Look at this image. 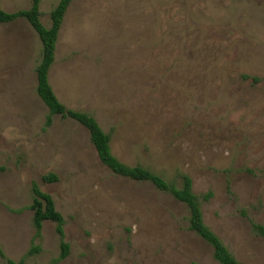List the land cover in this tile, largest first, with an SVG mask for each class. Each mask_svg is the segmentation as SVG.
Listing matches in <instances>:
<instances>
[{
  "label": "rangeland",
  "instance_id": "obj_1",
  "mask_svg": "<svg viewBox=\"0 0 264 264\" xmlns=\"http://www.w3.org/2000/svg\"><path fill=\"white\" fill-rule=\"evenodd\" d=\"M60 1L41 0L45 27ZM42 56L26 19L0 24V264H220L185 204L114 174L77 121L47 126ZM49 78L121 162L179 186L190 176L207 226L237 260L264 264V0H74ZM35 186L65 219L60 262L57 224L37 236Z\"/></svg>",
  "mask_w": 264,
  "mask_h": 264
},
{
  "label": "trees",
  "instance_id": "obj_2",
  "mask_svg": "<svg viewBox=\"0 0 264 264\" xmlns=\"http://www.w3.org/2000/svg\"><path fill=\"white\" fill-rule=\"evenodd\" d=\"M74 0H61L51 12L52 25L47 28L41 21L40 3L41 0H32V7L29 10H21L15 13H7L0 9V24L15 22L18 19H26L38 33L43 44V56L41 64L37 69L38 87L37 92L42 101L47 105L50 115L47 126L53 124L54 116H61L64 119H72L85 127L91 136V142L101 162L114 174L129 178L136 182H148L159 191L168 193L176 200L185 204L190 211V230L209 244L214 251V257L220 264H243L230 252L221 238L205 223L200 198L193 189V180L188 175H182L181 186L176 182L167 181L149 169L136 166L130 167L121 162L112 152L111 136L107 135L98 121L87 113L68 109L60 102L50 84V70L56 59V50L59 34L66 16V13ZM46 182L57 181L55 175L44 177ZM36 195L34 204L31 207L35 211L34 226L37 236L41 235L43 225L47 221L57 224L56 231L61 238V255L56 262H60L69 256L70 245L65 241V219L56 209L53 198L42 192L37 186L34 187ZM211 194L206 195L209 200ZM254 231L264 238V225L254 224ZM9 264H16L9 261ZM22 264V263H19Z\"/></svg>",
  "mask_w": 264,
  "mask_h": 264
}]
</instances>
